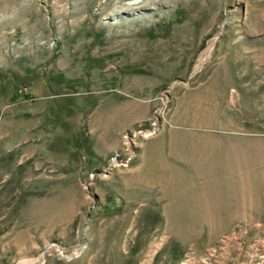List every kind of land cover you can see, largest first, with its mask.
Segmentation results:
<instances>
[{"label": "rangeland", "instance_id": "obj_1", "mask_svg": "<svg viewBox=\"0 0 264 264\" xmlns=\"http://www.w3.org/2000/svg\"><path fill=\"white\" fill-rule=\"evenodd\" d=\"M0 264H264V0H0Z\"/></svg>", "mask_w": 264, "mask_h": 264}]
</instances>
